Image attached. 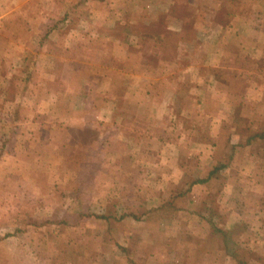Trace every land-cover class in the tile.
Returning a JSON list of instances; mask_svg holds the SVG:
<instances>
[{"label": "crops", "instance_id": "0c3cea01", "mask_svg": "<svg viewBox=\"0 0 264 264\" xmlns=\"http://www.w3.org/2000/svg\"><path fill=\"white\" fill-rule=\"evenodd\" d=\"M253 2L252 12L239 10L211 29L200 44L202 65L185 73L173 70L187 42L177 44L172 60L150 66L138 36L113 35L132 27L126 13L93 7L74 26L68 18L49 29L36 79L16 99L19 115L7 118L0 181L48 177L43 217L52 220L60 209L61 220L74 214L93 225L92 233L71 228L83 230L82 256L120 258L116 264H196V257L199 264H246L249 255V264H264V0ZM84 45L94 49L84 54L87 62L78 55ZM234 45L241 57L232 70ZM107 56L124 67L106 66ZM6 184L0 204L9 191L13 201L27 190ZM55 188L64 202H54ZM68 230L48 240L64 244ZM218 234L227 245L232 238L235 250L193 248Z\"/></svg>", "mask_w": 264, "mask_h": 264}, {"label": "rangeland", "instance_id": "374dc122", "mask_svg": "<svg viewBox=\"0 0 264 264\" xmlns=\"http://www.w3.org/2000/svg\"><path fill=\"white\" fill-rule=\"evenodd\" d=\"M98 1L0 0V142L3 138L2 134L7 136L11 132L7 118L13 119L12 116L16 118L19 115L17 97L9 96L20 85L23 87L27 86L31 82V78L32 83L34 82L33 78L34 80L36 79L33 76L36 69L35 63L40 55H43L44 52L48 53V30H53L54 24L60 27L62 23L58 24L57 20H60L64 15L63 13L71 6H74L71 13L68 10L71 26L75 25V18L83 16L84 10L93 7H96L100 13H108L109 11L117 12L115 13L116 15L118 12L126 13L124 14V19L131 23L133 29L131 30L132 27H126V30H124L125 26L117 28L113 35L119 38L126 35H140L144 53L148 54L147 56H149L151 61L149 63L150 66H155L156 63L154 62L161 59L162 61L172 60L177 44L179 42L182 44L187 42L190 45L189 50L181 52L182 56H180V59L182 63L173 70L175 73L182 70L185 73L188 67L194 66L195 69H199L200 65H202V55L204 53L200 44L204 43L206 35H210L211 29L215 33L219 25L234 21L235 15L239 10L252 12L254 4V0H110L109 2H99L101 4ZM231 13L235 15L230 18L228 15ZM80 25L86 30L85 22L80 23ZM181 27L186 30L184 33L173 32L177 29L182 30ZM147 36H153V40H157L164 45L168 44V48L161 43L155 44ZM193 42L195 44H192ZM196 44H198V48ZM231 48L230 55L233 56L228 65L233 70V68L238 67L237 60L241 55L238 54L239 52L235 45L231 46ZM93 50L91 46L84 45L78 55H84L89 52L94 53ZM54 54L59 60L61 59L59 50H56ZM84 57L86 62L89 61V56L84 55ZM105 61L106 66L124 67V65L117 64L108 56L105 57ZM162 65H164V62ZM233 72L235 71H230L229 74L235 79L236 76L235 74L232 75ZM13 79L17 81L13 83ZM165 82L166 84L172 83V81H167V79ZM183 83L181 88L185 90L187 82L184 81ZM119 88L118 90H123L121 86ZM10 98L12 100L11 103L7 105L3 103V101H8ZM7 141H11V135ZM74 163L72 162L73 165ZM14 178L10 177L12 182H10L11 180L9 182L7 180L4 183L0 181V185L7 183L5 189L7 190L9 185L13 186L15 183L19 187H23V191L27 190L24 193L21 192L20 195L14 196L19 198L13 201L10 197L14 193L9 190L7 194L4 193L7 197L0 204V264H116L120 258L111 257L106 262L107 258L103 256L96 259L82 256L83 251L79 248L82 245L77 240L83 230L78 233L71 230V228H81L85 225H81L82 220H77L74 214L70 216V220H61L60 209H56L52 213V220H46L43 217L48 214V209L40 208L42 204L46 203L45 200L48 196V177L33 175L24 179ZM58 178L52 177V180ZM29 185H32L33 190L29 189ZM34 188L40 189L38 193L34 192ZM68 188L75 189L76 183L72 181L71 186ZM52 192H54L53 195L56 198L54 202L61 203L60 199L64 202L65 196L60 193V190L56 191L55 188ZM37 196H39V201ZM1 197H3L2 191L0 193ZM35 221L44 223V225H35ZM79 221L81 222L79 223ZM66 228L69 229L68 234H64L67 238L66 243H55L52 240H48V235L53 238L58 229L60 230L57 235H60L62 232L65 233ZM85 228L87 232H91L93 225H86ZM51 230H54L52 234ZM119 230L120 227L117 231ZM237 232L235 233L237 234ZM235 233H233V238ZM228 241V238H222L218 234L213 236L212 240L206 239V241L201 240V242H198L199 247L196 246V242L191 243L195 249L210 245L214 248L235 250V241L233 242V239L230 238V243L227 245ZM184 242L181 241L177 244V248L182 250ZM187 243L190 244L189 241ZM108 245L109 243H106V247ZM136 245L138 244L136 243ZM144 250L146 251L147 249L145 248ZM251 260L252 258L249 255L244 257L246 264H249ZM193 261L196 264L201 263L198 257L193 259Z\"/></svg>", "mask_w": 264, "mask_h": 264}, {"label": "trees", "instance_id": "16d2710c", "mask_svg": "<svg viewBox=\"0 0 264 264\" xmlns=\"http://www.w3.org/2000/svg\"><path fill=\"white\" fill-rule=\"evenodd\" d=\"M73 9H74V6H71L68 10L70 11V13H71V10L73 11ZM69 12H66L64 15H63V17L60 19V20H57L58 21V24L59 23H63V22H65L68 18L70 19V17H69V14H68ZM239 13V12H238ZM235 14H230V15H228V16H230V18H231V16H234ZM70 22H71V19H70ZM57 27V24H54L53 25V27L52 28H56ZM138 35V34H137ZM138 37H139V39H140V35H138ZM147 38H150V39H152L153 38V36H147ZM141 40V39H140ZM153 40V39H152ZM154 41V43L155 44H158V43H161V42H159V41H157V40H153ZM162 44V43H161ZM162 45H164V44H162ZM164 47H166V48H168V44H166V45H164ZM17 80H15V79H13V83H15ZM20 85V84H19ZM23 89H25V88H23V86L22 85H20L19 87H17V88H15V90H14V92L12 93V95H10L9 97H13V98H15V97H20V95L22 94V92H23ZM7 91V90H6ZM22 97V96H21ZM12 102V100H11V98L10 99H8V101H3V103L4 104H9V103H11ZM7 143L9 142V141H6ZM1 156V155H0ZM92 177H91V175L89 176V178H88V180L85 182V186H88L89 184H90V182L92 181ZM106 221H108V220H106ZM34 224L35 225H37V224H39V225H44V223H38V222H34Z\"/></svg>", "mask_w": 264, "mask_h": 264}]
</instances>
